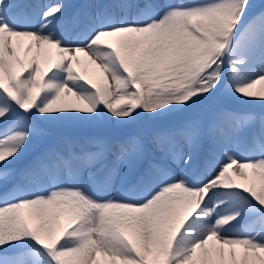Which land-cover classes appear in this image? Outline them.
I'll return each mask as SVG.
<instances>
[{"label":"snow or ice","instance_id":"6c2138e0","mask_svg":"<svg viewBox=\"0 0 264 264\" xmlns=\"http://www.w3.org/2000/svg\"><path fill=\"white\" fill-rule=\"evenodd\" d=\"M27 7L0 0V264H264V113L202 115L264 106V0ZM51 123L92 131L14 167Z\"/></svg>","mask_w":264,"mask_h":264},{"label":"rangeland","instance_id":"374dc122","mask_svg":"<svg viewBox=\"0 0 264 264\" xmlns=\"http://www.w3.org/2000/svg\"><path fill=\"white\" fill-rule=\"evenodd\" d=\"M32 1H33V5L35 7L37 6L39 9H42L40 6H43V5L47 4L48 2L49 3L55 2V0H32ZM65 2L72 3V4H79V3H81V0H65ZM256 2L259 4L260 0H256ZM27 3H28V1H27ZM28 9H29V7H28ZM28 9H27V13L30 16V22L31 23L39 22V19H40L39 13L40 12L38 10H32V9H30L28 11ZM223 97L232 98V97H228V96H223ZM236 100H238V99H236ZM238 101L246 103L250 106L249 109L245 108L244 112L252 111V112H256V113H264V106H262L258 103L257 104H251V103H248V102L242 101V100H238ZM217 108H224L221 106L220 101L218 99L215 101L214 105L210 109L203 112L202 115L207 116L208 112L213 111ZM189 115H191V114L185 113V114L178 115V116L187 118ZM178 116H173V117L169 118L166 122H162V126L169 125V122H171V121H173V122L170 124H174V123H177L180 120L184 119V118H181L179 120H176ZM44 126L49 130L51 135L49 137H47L45 140H38L32 146V148H30V150L26 154L25 158L21 162H19L17 165H14V167H17V168L23 167V165L25 163L29 162L32 158H34L35 155L39 154V153H36V151L41 152L43 150V148L46 146V144L55 141L60 136H75L74 134H72V131H77L78 135L87 134V133H90L92 131V130H87V129L80 130V129H76V128L72 127L71 125H62V124H55V123L45 124ZM163 155H164L163 153L158 152V151H155L152 153V156L157 161H162ZM248 223H250V221L244 222L241 225V227L245 226Z\"/></svg>","mask_w":264,"mask_h":264},{"label":"bare ground","instance_id":"6f19581e","mask_svg":"<svg viewBox=\"0 0 264 264\" xmlns=\"http://www.w3.org/2000/svg\"><path fill=\"white\" fill-rule=\"evenodd\" d=\"M32 0H30L29 1V3L27 4V6L29 7V9H28V11L30 10V9H32V10H36V7L33 5V1L31 2ZM33 26H35V25H37L38 23H31ZM70 30H74V29H70V27L69 26H67L66 28H64V30H63V33H65V32H69Z\"/></svg>","mask_w":264,"mask_h":264}]
</instances>
